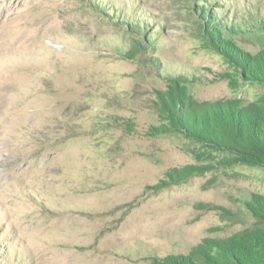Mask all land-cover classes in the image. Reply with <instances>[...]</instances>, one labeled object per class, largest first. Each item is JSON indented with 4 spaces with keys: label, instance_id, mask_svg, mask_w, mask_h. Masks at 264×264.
I'll use <instances>...</instances> for the list:
<instances>
[{
    "label": "rangeland",
    "instance_id": "obj_1",
    "mask_svg": "<svg viewBox=\"0 0 264 264\" xmlns=\"http://www.w3.org/2000/svg\"><path fill=\"white\" fill-rule=\"evenodd\" d=\"M227 105L264 0H0V264H264V166L174 127Z\"/></svg>",
    "mask_w": 264,
    "mask_h": 264
},
{
    "label": "trees",
    "instance_id": "obj_2",
    "mask_svg": "<svg viewBox=\"0 0 264 264\" xmlns=\"http://www.w3.org/2000/svg\"><path fill=\"white\" fill-rule=\"evenodd\" d=\"M258 115L252 117L243 112L239 114L227 105L223 111L212 108L205 115L196 114L194 119L181 114L175 120L174 127L178 133L188 135L210 151L226 152L235 149L240 153L254 154L252 156L257 158L255 162L260 168L264 166V139L259 134L264 132V122L261 124L258 120L256 125ZM244 261L246 264L251 263L248 258Z\"/></svg>",
    "mask_w": 264,
    "mask_h": 264
}]
</instances>
